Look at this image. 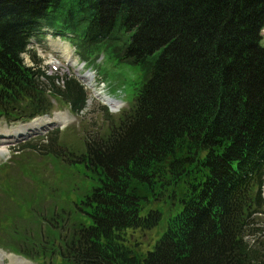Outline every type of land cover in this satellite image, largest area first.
<instances>
[{
    "label": "trees",
    "instance_id": "16d2710c",
    "mask_svg": "<svg viewBox=\"0 0 264 264\" xmlns=\"http://www.w3.org/2000/svg\"><path fill=\"white\" fill-rule=\"evenodd\" d=\"M45 25L74 34L88 67H130L131 104L100 107L96 130L86 113L76 143L27 147L73 170L76 224L49 208L33 156L14 176L2 167L7 203L23 205L4 208L0 244L49 264H264V0H0V118L87 108L74 77L25 64Z\"/></svg>",
    "mask_w": 264,
    "mask_h": 264
},
{
    "label": "rangeland",
    "instance_id": "374dc122",
    "mask_svg": "<svg viewBox=\"0 0 264 264\" xmlns=\"http://www.w3.org/2000/svg\"><path fill=\"white\" fill-rule=\"evenodd\" d=\"M50 35H51V33H48L46 38L52 41V38ZM261 35H262L261 45L264 48V29L262 30ZM64 40L70 41L66 37H64ZM45 45H46V40L44 39L41 44H38L34 41V44L30 47V50L34 51V53H36L38 59L43 61L42 66L45 69H47L48 68L47 65H49V64L52 65L53 63H55L56 60H57L56 65L58 67L65 65L64 62L61 61V59H56L55 57H52V56H49L48 54H46V52L44 51ZM69 51L74 55V50L71 49ZM30 57H31V55H28L25 57V61L28 65L33 64V61ZM96 72H97V70H96ZM133 73L134 72L132 71V69L128 66H125V65H119L117 67H113L112 65H109L108 63L104 64L102 67V74L97 75L96 81L94 82V83H96L95 84L96 89H98L101 86V89L97 90V94L101 95L102 97L107 96V95L113 96V97L119 96L118 99H121V100L124 97H126V95H127L126 100L128 101L131 98V88L129 86V82L132 81L134 78ZM104 79H106L107 82H105ZM110 85H111V92L109 89ZM120 88L125 91L126 95L122 91L119 90ZM127 101L126 102L124 101L125 104L122 108V111L127 110L129 108V104L127 103ZM99 104L102 105V103L100 101L99 102H97V101L93 102V100L90 98L88 101V106L83 113V114H86V113L88 114V115L86 114L87 118L89 119V121H88L89 123H88L87 127L89 128V126L91 124L94 126V130H96L99 127V125H102L104 123V119L102 118L103 114L99 111L100 110ZM56 107H58V106L56 105ZM57 109H62L64 111V109H67V108L64 106H61V107H58ZM64 115H65V117H68V118L71 117V119H73V120L77 119L76 117H73L71 114H69L66 111L64 112ZM86 115H84V116L81 115L80 117H78V119L81 121V125H82V121H83V124L86 122V120L84 119ZM117 115H119V114H116L113 116H117ZM52 120L55 121L56 119H52ZM55 131L56 130L54 129V130L49 131L48 133H46L42 136H39L35 139H31L30 143L34 144L42 138H49L51 136V134ZM79 135H80L79 131H76L74 129H67V130H63V131L58 132L57 136L59 138H61L62 140L69 138L70 141L73 140V142L76 143V141H74V139H79L80 138ZM60 143L64 144L61 140H60ZM19 144L20 143H15V144H12L10 146H5V147L0 149V165L2 163H4L5 161H9L12 158L10 156V151L12 148L17 147ZM36 155L37 154H35L34 156H36ZM9 156H10V159H9ZM37 156H38L37 160H40L41 157L44 160V162L41 161V164L43 166H45V167H43V170H42L44 179H46V180H44V183L47 184V187L45 188V190L53 196V199L48 200L49 208L55 207L57 209V208L61 207L62 212L65 211L66 213L69 214V221L72 224H76L77 222L84 220L85 218L83 216H81L77 212V210L74 211L75 206L73 203L75 202L74 199L77 197L78 192L75 190H71V189H75L74 185L76 183H78V179L71 180V181H70V179H68L70 174H72L73 170H71L69 166H63L61 168V170L57 171V168L53 166V163L50 160H47L41 154H39ZM53 167H54V170L51 169ZM12 168H14V166H12ZM24 170L25 169H23L21 171V174H22L21 177H23L25 180L26 179L31 180V177L29 175H26V173H24ZM54 173L56 174L57 177L55 176ZM62 174H65V177L61 176ZM34 175L39 176L40 179H43L36 172H34ZM28 185H29V187H27L26 185L21 183V185L19 186V190H20L22 195H28V191L32 192L31 184L29 183ZM34 185L37 186V184L35 182H34ZM38 186L40 187L41 184ZM42 193L45 196L44 190L42 191ZM22 205L23 204L21 202L17 201L15 203H12L11 206L14 207V209L18 210L20 208V206H22ZM40 207L41 208L45 207L44 208L45 210L47 209L46 206H40ZM35 209H34L35 211H38V209H40V208L37 206V207H35ZM28 210L30 211V213H33L32 212L33 209L31 210L29 208ZM4 213H5V210L3 208H1L0 209V216H2ZM34 214L36 215V212ZM36 218L37 217L29 218L32 222L31 225H34V223L35 224L37 223ZM26 222L24 220H21L20 222H18V220H17V221H15V224L16 223H19V225L28 224V222L27 223ZM3 230H4V232H8L7 229H3ZM0 235H2L1 231H0ZM3 236L6 239V240H4V242L9 243L8 240L10 239L9 238L10 236L6 233H3Z\"/></svg>",
    "mask_w": 264,
    "mask_h": 264
},
{
    "label": "bare ground",
    "instance_id": "6f19581e",
    "mask_svg": "<svg viewBox=\"0 0 264 264\" xmlns=\"http://www.w3.org/2000/svg\"><path fill=\"white\" fill-rule=\"evenodd\" d=\"M52 121H54V120H52V119H48V118H45V119H43V120H41V121L35 123L34 125H36V126H38V127H42V128L47 129V128L50 126V124H51ZM56 121H57V119L55 120V122H56ZM25 131H29V127H28V128L17 129V131H15L14 133L17 134V133L20 132V133L24 134ZM0 132H3V131L0 130ZM3 133H4V132H3ZM12 135H13V133H12ZM1 155H2V154H1ZM0 257L5 258V259H6V258L10 259L11 262H12V264H17V263H19V264H29V263H27V262L17 260L16 258H14V257L11 256V255H7V254H5V253H1V252H0Z\"/></svg>",
    "mask_w": 264,
    "mask_h": 264
}]
</instances>
